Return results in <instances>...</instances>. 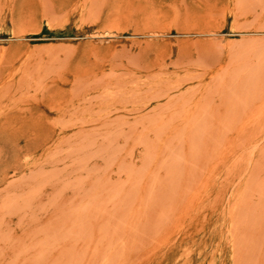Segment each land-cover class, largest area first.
I'll use <instances>...</instances> for the list:
<instances>
[{"label": "rangeland", "instance_id": "rangeland-1", "mask_svg": "<svg viewBox=\"0 0 264 264\" xmlns=\"http://www.w3.org/2000/svg\"><path fill=\"white\" fill-rule=\"evenodd\" d=\"M0 264H264V0H0Z\"/></svg>", "mask_w": 264, "mask_h": 264}, {"label": "bare ground", "instance_id": "bare-ground-1", "mask_svg": "<svg viewBox=\"0 0 264 264\" xmlns=\"http://www.w3.org/2000/svg\"><path fill=\"white\" fill-rule=\"evenodd\" d=\"M90 3H91V2H90ZM84 4H85V3H84ZM84 4H83V5H84ZM88 6H89V5H88ZM94 6H95V4H94ZM88 8H89V7H88ZM86 10H87V9H86ZM45 11H46V10H45ZM87 12H88V11H87ZM88 13H89V12H88ZM92 14H93V12H92ZM88 15H89V14H88ZM80 20H82V19H80ZM107 29H108V28H107ZM113 29H114V28H113ZM115 30H117V29H115ZM123 46H124V45H123ZM124 48H125V47H124ZM128 50H130V49H128ZM124 51H126V48H125ZM124 51H121V50H120V52H124ZM30 52H31V51H30ZM113 52H114V51H113ZM112 57H114V56H112Z\"/></svg>", "mask_w": 264, "mask_h": 264}]
</instances>
